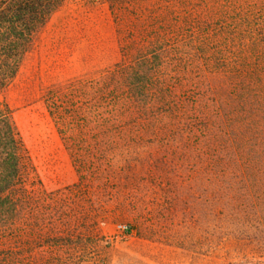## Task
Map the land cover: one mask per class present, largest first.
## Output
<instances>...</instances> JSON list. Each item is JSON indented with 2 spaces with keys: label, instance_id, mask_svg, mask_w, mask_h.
<instances>
[{
  "label": "rangeland",
  "instance_id": "rangeland-1",
  "mask_svg": "<svg viewBox=\"0 0 264 264\" xmlns=\"http://www.w3.org/2000/svg\"><path fill=\"white\" fill-rule=\"evenodd\" d=\"M0 100L13 264H264V0H65Z\"/></svg>",
  "mask_w": 264,
  "mask_h": 264
},
{
  "label": "trees",
  "instance_id": "trees-1",
  "mask_svg": "<svg viewBox=\"0 0 264 264\" xmlns=\"http://www.w3.org/2000/svg\"><path fill=\"white\" fill-rule=\"evenodd\" d=\"M64 1L0 0V94L17 76L37 32ZM142 82L140 78L138 85H130L129 92L135 93ZM25 152L13 111L0 100V210L14 206L17 200L14 195L24 182ZM13 263L10 258L0 255V264Z\"/></svg>",
  "mask_w": 264,
  "mask_h": 264
}]
</instances>
